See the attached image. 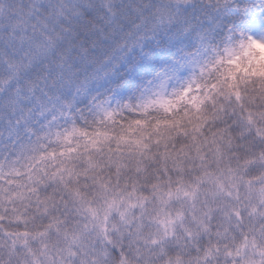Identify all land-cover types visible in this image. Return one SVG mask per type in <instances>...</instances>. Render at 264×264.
I'll return each mask as SVG.
<instances>
[{
	"label": "clouds",
	"instance_id": "1",
	"mask_svg": "<svg viewBox=\"0 0 264 264\" xmlns=\"http://www.w3.org/2000/svg\"><path fill=\"white\" fill-rule=\"evenodd\" d=\"M0 264H264V0H0Z\"/></svg>",
	"mask_w": 264,
	"mask_h": 264
}]
</instances>
